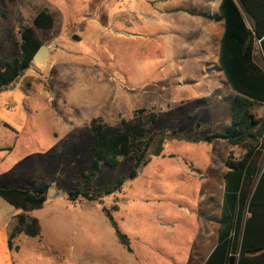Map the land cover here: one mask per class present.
Returning <instances> with one entry per match:
<instances>
[{"label":"rangeland","instance_id":"374dc122","mask_svg":"<svg viewBox=\"0 0 264 264\" xmlns=\"http://www.w3.org/2000/svg\"><path fill=\"white\" fill-rule=\"evenodd\" d=\"M43 10L55 17L37 32L48 62L0 91V125L20 133L0 129V144L13 146L0 153V176L13 188L36 179L67 196L91 171L94 119L117 126L139 110L155 114L143 139H152L147 165L136 167L137 154L117 168L102 163L84 187L100 201L53 200L72 221L56 229L69 244L61 264H201L217 242L232 150L205 141L232 124L235 103L219 68V0H0V61L22 56L21 32ZM42 214L50 222L53 210ZM56 260L45 251L40 264Z\"/></svg>","mask_w":264,"mask_h":264},{"label":"trees","instance_id":"16d2710c","mask_svg":"<svg viewBox=\"0 0 264 264\" xmlns=\"http://www.w3.org/2000/svg\"><path fill=\"white\" fill-rule=\"evenodd\" d=\"M219 12L224 21L219 68L237 96L232 126L223 133L206 137L205 141L214 143L225 140L232 147L242 149L245 154L241 160L236 161L231 153L227 160L229 171L225 176L221 237L206 264H264V172L261 175L260 166V157L264 149V119L255 113L257 102L264 104V69L254 61L257 40L261 41L264 52V0H221ZM244 14L253 21L252 29L247 25ZM54 25L53 14L49 10H43L35 17L33 26L21 32L22 56L12 62L0 61V91L16 83L35 65L34 56L43 45L37 32L50 30ZM145 112L139 110L135 112L133 119H123L117 126H112L100 118L93 120L96 151L91 171L84 176V183L79 189L67 193L68 201L76 204L82 200L94 202L102 199V194L84 191V187L90 185L96 178L102 163L117 168L123 160L135 154L137 168L150 162L147 153L152 139L150 141L143 139L148 133V126L155 123L157 117L151 114L145 118L143 117ZM136 174V171H133L131 178ZM29 184L30 187L24 190L0 188V197L20 211L8 226L10 248L20 234L29 237L41 235L40 223L31 217L30 213L42 209L47 203L50 183L39 186L37 180L32 179ZM247 206L251 217L247 220L240 249L241 218ZM103 211L114 225L109 211L106 208ZM236 216L238 217L235 219ZM234 227L236 236L231 239L230 232ZM117 234L126 244L127 238L118 230Z\"/></svg>","mask_w":264,"mask_h":264},{"label":"crops","instance_id":"0c3cea01","mask_svg":"<svg viewBox=\"0 0 264 264\" xmlns=\"http://www.w3.org/2000/svg\"><path fill=\"white\" fill-rule=\"evenodd\" d=\"M220 2H221V0H219V6H220ZM244 17H245V20L247 22V25H249V28L252 29L254 26L253 21L246 14H244ZM223 31H224V21H223ZM222 35H223V32H222ZM221 38H222V36H221ZM220 43H221V39H220ZM219 51H220V45H219ZM254 61L262 69H264V52H263L260 40H257V43L255 45ZM236 96H237V93L235 92V98H236ZM235 98H234V102H235ZM255 106H256L255 107L256 115L259 118L264 119V104L257 102V104ZM258 108H259V112H257ZM231 120L233 121V113H232ZM231 126H232V124L230 126H228L226 129H228ZM1 128L4 130L10 129L13 133H15L18 136L20 134L19 132L13 130L11 128V126L9 127V125H7L4 122L2 123V125H0V129ZM53 128H55V127H53ZM65 128H66V131H61L59 129L57 132L51 131L50 133L55 138H57L58 133H61V132L62 133H68L70 131L68 126ZM219 141H221V140H219ZM223 141H225V140H223ZM216 142H218V141H216ZM225 142H227V141H225ZM230 147L232 148V150L230 151V153L228 155V160H229V156L231 155V153L233 154V157H234V159H236V161L241 160L245 154L243 152V150L238 148V147H232L231 145H230ZM234 149L235 150L238 149V151H235ZM12 151H13V146L11 144H9V143L0 144V153L2 155L9 154ZM260 158H261L260 159L261 160L260 166H261V171H262L261 175H262L264 172V149L262 150V155ZM226 166H227V162H226ZM228 171H229V168L227 167V170L224 173L223 178H225ZM261 175H260V177H261ZM225 179H224V184H225ZM259 180H260V178H259ZM259 180H258V183H259ZM225 185H224V194H223L224 198H225ZM11 187H12V185L10 184V181L5 177L0 176V188L1 189H8ZM66 195H67V192H66ZM66 197L67 196H65L64 198H66ZM224 198L222 199V201L219 205V207H220V213L219 214H220L221 218L223 217L222 213H223V206H224ZM46 202L47 203L44 204L42 209L36 210V211H33L30 213L31 217H33L39 221L40 226H41V235L39 237H29L25 234H20L13 241V247L10 248L9 247V237H8V234H9L8 226H9L11 220L13 219V217L18 215L20 213V211L17 210L10 203H8L7 201H5L3 198L0 197V264H40V261L44 258L45 251H48V253L50 255L52 253V255L55 256V259H57L56 260L57 264H61L62 256L67 255V253H68L67 249H68L69 244L67 242L68 241L67 240V234H65L61 231L56 232V229L63 228L64 232H65L72 225V221L70 219H67L68 217L67 218H64V217L60 218L57 215V212L54 210L55 205H53L54 204L53 202H55V201H53V200L49 201L47 199ZM249 204H250V202H249ZM248 206L244 209V211L242 213V218H241V226H240V235L241 236H239L240 249H241L242 241L244 238L247 220L251 217V213L249 212ZM46 208L53 210V214L49 216L50 222H45L44 218H46V216L42 214V211ZM236 212H238V211L236 210ZM54 214H55V216H54ZM237 217L238 216H236L235 219ZM221 218H215L213 221V222H216V225H218L217 242L214 245L211 252L202 261L201 264L207 263L210 256L212 255L213 251L216 249V247L218 245L219 237H221L220 236V232H221V228H222ZM52 230H54V231H52ZM230 235H231L230 236L231 239L235 238V236H236V228L235 227L231 229ZM237 257H239V255ZM69 262H70V264H72L71 263L72 258H69Z\"/></svg>","mask_w":264,"mask_h":264},{"label":"water","instance_id":"95a60500","mask_svg":"<svg viewBox=\"0 0 264 264\" xmlns=\"http://www.w3.org/2000/svg\"><path fill=\"white\" fill-rule=\"evenodd\" d=\"M74 39L78 40L76 36L74 37ZM50 55H51V50L49 46L42 45L39 51L34 56V64L40 65V66L45 65L48 62ZM60 196L62 197L65 196L62 190L54 186H49L48 193H47V199L49 201L56 200Z\"/></svg>","mask_w":264,"mask_h":264}]
</instances>
